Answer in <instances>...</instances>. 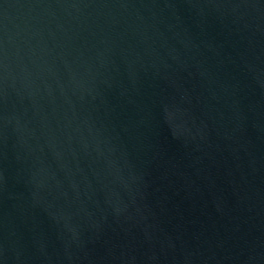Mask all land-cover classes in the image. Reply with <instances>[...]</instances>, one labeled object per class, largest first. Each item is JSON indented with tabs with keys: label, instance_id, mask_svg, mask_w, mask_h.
Here are the masks:
<instances>
[{
	"label": "water",
	"instance_id": "1",
	"mask_svg": "<svg viewBox=\"0 0 264 264\" xmlns=\"http://www.w3.org/2000/svg\"><path fill=\"white\" fill-rule=\"evenodd\" d=\"M0 264H264V0H0Z\"/></svg>",
	"mask_w": 264,
	"mask_h": 264
}]
</instances>
